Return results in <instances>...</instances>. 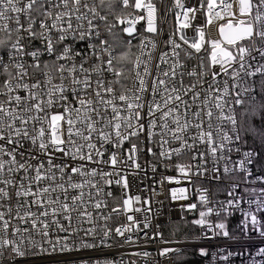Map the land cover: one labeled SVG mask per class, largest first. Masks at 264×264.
<instances>
[{
    "label": "snow or ice",
    "instance_id": "snow-or-ice-1",
    "mask_svg": "<svg viewBox=\"0 0 264 264\" xmlns=\"http://www.w3.org/2000/svg\"><path fill=\"white\" fill-rule=\"evenodd\" d=\"M160 12L156 0H0V258L132 246L139 233L146 244L176 243L153 223L152 197L129 194L146 153L153 172L175 167L193 186L198 201L181 205L198 214L192 224L244 249L220 260L264 264V175L253 171L264 159V0H172ZM169 194L190 200L187 187ZM236 212L239 235L228 228ZM128 255L147 264L151 254Z\"/></svg>",
    "mask_w": 264,
    "mask_h": 264
},
{
    "label": "built area",
    "instance_id": "built-area-1",
    "mask_svg": "<svg viewBox=\"0 0 264 264\" xmlns=\"http://www.w3.org/2000/svg\"><path fill=\"white\" fill-rule=\"evenodd\" d=\"M156 3L161 12L159 15L163 16V8L171 7L172 0H156ZM185 3L192 5L197 3V0H185ZM173 11L168 12L167 19L168 23L165 26L166 30L163 33V39L168 38V34L173 30L175 25V16ZM197 24L203 23V16L198 15ZM189 35H191V30ZM210 35L212 38H216L217 33L216 29L213 27L210 30ZM125 148L129 147L128 144H125ZM152 160V157L148 156L146 153H141L140 163L145 170L140 171L136 175H129V194L130 195H140L142 199L152 197L154 203L153 208L158 209V215L153 221L154 224L159 225V231L163 234L164 240L176 241V243L171 244H162L159 241L156 242H145L143 238V233H139L141 239L138 241L137 245H124L121 247L119 240L110 241L111 248H97V249H88L82 250L79 252H71L64 254H54L52 256H35L29 253L25 258H16L13 260L10 257L9 252H5L4 256L0 258V264H80L81 260L94 261L96 259H102L107 257L110 260H119L123 255L125 264H128L129 261H135V264H146L145 258L141 256H131L128 253L133 251H148L151 255L147 258V264H247V256L234 255L229 258V261H222L219 259L220 255H226L227 252H241L244 251L239 245L235 242L228 240L223 237H211V233L205 235L204 230L201 229L198 225H190L187 228L192 230L193 235L190 236H172L168 234L173 229L169 226L173 222L183 220L185 218L194 220L198 218V214L194 212L182 211L181 205L187 204L189 202H197L198 195L195 193L193 186L188 184L184 179L183 175L175 168L168 167L164 168L160 166L155 172L151 168L145 165V161ZM131 171V170H130ZM254 173L257 175H264V169L257 166L253 169ZM172 177L173 180H180V183H168L165 181L163 185L160 184L162 177ZM196 186H201V182L197 181ZM203 187H209L211 189V196L217 200L227 199L226 190L224 187L219 185H209L206 181L202 184ZM187 187L189 188L190 200L183 201H173L170 198L169 190L172 188ZM153 189L155 191H153ZM112 191L114 195L118 198L120 196V189L117 186H113ZM158 201V203H156ZM139 215V214H138ZM142 219V216L140 217ZM183 218V219H182ZM215 220V217H212ZM242 220V216L239 212H236L234 215L228 219V228L229 231L235 235H239L238 226ZM123 222V217H120L115 223ZM151 233V229L146 230ZM64 236L65 233L52 232L51 238L55 239L56 236ZM35 239L39 242V236H36ZM83 239V235L76 237H71V241H75L79 244L80 240ZM89 242L95 243L89 239ZM259 238L252 241L248 251L254 253L256 248L261 245ZM163 247H173L179 249L178 253L169 254L167 257H161L159 255V250ZM206 249L207 255H201L200 249ZM223 249V251H221ZM215 255V258H214ZM179 256V258H177Z\"/></svg>",
    "mask_w": 264,
    "mask_h": 264
},
{
    "label": "trees",
    "instance_id": "trees-1",
    "mask_svg": "<svg viewBox=\"0 0 264 264\" xmlns=\"http://www.w3.org/2000/svg\"><path fill=\"white\" fill-rule=\"evenodd\" d=\"M255 124L257 126H259L261 124V121L259 119H257L255 121ZM247 139H248V147H252L253 146V138L251 136H248ZM257 147H259V146L257 145ZM261 156L264 157V152L261 153ZM259 166H261L264 169V159H262V161L259 163ZM185 221H187V223H185ZM191 221L192 220L185 218L183 220L171 223L169 226L173 230L170 231L168 234H170L172 236H190V235H193L192 230H189L187 228L190 225L191 226L194 225L191 223ZM177 224L180 226L178 231H176V225Z\"/></svg>",
    "mask_w": 264,
    "mask_h": 264
},
{
    "label": "rangeland",
    "instance_id": "rangeland-1",
    "mask_svg": "<svg viewBox=\"0 0 264 264\" xmlns=\"http://www.w3.org/2000/svg\"><path fill=\"white\" fill-rule=\"evenodd\" d=\"M177 258H179V256H177Z\"/></svg>",
    "mask_w": 264,
    "mask_h": 264
}]
</instances>
